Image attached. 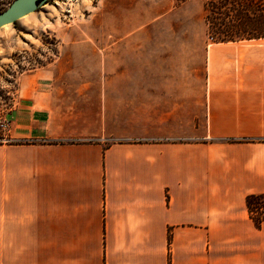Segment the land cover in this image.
<instances>
[{
  "label": "crops",
  "instance_id": "0c3cea01",
  "mask_svg": "<svg viewBox=\"0 0 264 264\" xmlns=\"http://www.w3.org/2000/svg\"><path fill=\"white\" fill-rule=\"evenodd\" d=\"M111 3L113 38L57 40L25 89L37 111L13 123L41 143L0 144V241H41V264H264L245 205L264 193V34L143 39L156 5Z\"/></svg>",
  "mask_w": 264,
  "mask_h": 264
},
{
  "label": "rangeland",
  "instance_id": "374dc122",
  "mask_svg": "<svg viewBox=\"0 0 264 264\" xmlns=\"http://www.w3.org/2000/svg\"><path fill=\"white\" fill-rule=\"evenodd\" d=\"M12 0H0V11ZM128 8L131 0H77L70 13L50 3L0 28V144L41 143L21 135V118L37 111L33 106L41 87V63L52 56L55 42L74 38H113L102 30L110 22L111 2ZM143 9L156 5L158 14L143 39H233L264 34V0H141ZM116 34V33H115ZM197 45V44H191ZM197 50V48H191ZM31 106V107H29ZM14 261L41 264V241H0ZM21 255L29 251L28 255Z\"/></svg>",
  "mask_w": 264,
  "mask_h": 264
},
{
  "label": "water",
  "instance_id": "95a60500",
  "mask_svg": "<svg viewBox=\"0 0 264 264\" xmlns=\"http://www.w3.org/2000/svg\"><path fill=\"white\" fill-rule=\"evenodd\" d=\"M44 3L46 0H12L5 9L0 11V28L5 24L14 23Z\"/></svg>",
  "mask_w": 264,
  "mask_h": 264
},
{
  "label": "trees",
  "instance_id": "16d2710c",
  "mask_svg": "<svg viewBox=\"0 0 264 264\" xmlns=\"http://www.w3.org/2000/svg\"><path fill=\"white\" fill-rule=\"evenodd\" d=\"M226 39H233V38L226 37L218 40H226ZM245 205L249 217L253 221L254 225L256 227H260L261 223L264 221V193H248L245 196Z\"/></svg>",
  "mask_w": 264,
  "mask_h": 264
},
{
  "label": "built area",
  "instance_id": "2783aa9c",
  "mask_svg": "<svg viewBox=\"0 0 264 264\" xmlns=\"http://www.w3.org/2000/svg\"><path fill=\"white\" fill-rule=\"evenodd\" d=\"M77 0H46V3H50L56 7H59L64 13H70L72 6ZM44 3V4H46Z\"/></svg>",
  "mask_w": 264,
  "mask_h": 264
},
{
  "label": "bare ground",
  "instance_id": "6f19581e",
  "mask_svg": "<svg viewBox=\"0 0 264 264\" xmlns=\"http://www.w3.org/2000/svg\"><path fill=\"white\" fill-rule=\"evenodd\" d=\"M5 25H7V24H5ZM5 25H3V26H5Z\"/></svg>",
  "mask_w": 264,
  "mask_h": 264
}]
</instances>
